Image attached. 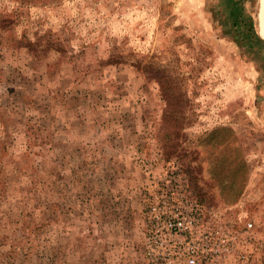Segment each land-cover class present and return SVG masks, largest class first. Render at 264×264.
Here are the masks:
<instances>
[{"label": "rangeland", "instance_id": "1", "mask_svg": "<svg viewBox=\"0 0 264 264\" xmlns=\"http://www.w3.org/2000/svg\"><path fill=\"white\" fill-rule=\"evenodd\" d=\"M224 7L0 0V264H146L170 162L264 255V44Z\"/></svg>", "mask_w": 264, "mask_h": 264}, {"label": "built area", "instance_id": "2", "mask_svg": "<svg viewBox=\"0 0 264 264\" xmlns=\"http://www.w3.org/2000/svg\"><path fill=\"white\" fill-rule=\"evenodd\" d=\"M144 200L146 264H264L261 245L252 243L254 224L234 225L208 211L179 163L163 167Z\"/></svg>", "mask_w": 264, "mask_h": 264}, {"label": "trees", "instance_id": "3", "mask_svg": "<svg viewBox=\"0 0 264 264\" xmlns=\"http://www.w3.org/2000/svg\"><path fill=\"white\" fill-rule=\"evenodd\" d=\"M219 1L224 3L226 6L224 8L229 11L228 15L226 14L225 21L223 22L230 21L233 24L235 30L246 28L247 36L258 41L261 44H264V40L257 33H253L252 22L247 21L245 18H243L242 15L244 13L243 12L244 9L242 7L241 0H219ZM214 14L217 15L216 20H222L223 16L221 15L220 11H216L214 12ZM240 36L244 37V34Z\"/></svg>", "mask_w": 264, "mask_h": 264}, {"label": "bare ground", "instance_id": "4", "mask_svg": "<svg viewBox=\"0 0 264 264\" xmlns=\"http://www.w3.org/2000/svg\"><path fill=\"white\" fill-rule=\"evenodd\" d=\"M258 29L259 33L264 36V0H259L258 4Z\"/></svg>", "mask_w": 264, "mask_h": 264}]
</instances>
